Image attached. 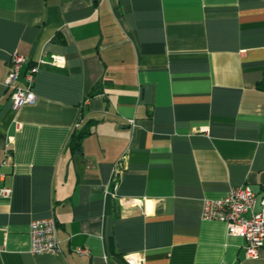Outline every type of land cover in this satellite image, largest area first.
Segmentation results:
<instances>
[{
    "label": "crops",
    "instance_id": "0c3cea01",
    "mask_svg": "<svg viewBox=\"0 0 264 264\" xmlns=\"http://www.w3.org/2000/svg\"><path fill=\"white\" fill-rule=\"evenodd\" d=\"M14 54L22 74L63 59L38 65L17 110ZM3 162L0 264H264V242L247 259L200 216L231 187L264 200V1L0 0ZM47 218L61 254L32 255L29 224Z\"/></svg>",
    "mask_w": 264,
    "mask_h": 264
},
{
    "label": "built area",
    "instance_id": "2783aa9c",
    "mask_svg": "<svg viewBox=\"0 0 264 264\" xmlns=\"http://www.w3.org/2000/svg\"><path fill=\"white\" fill-rule=\"evenodd\" d=\"M46 62L55 65L63 63V59L56 56H51L49 60L41 59L37 65L31 66L22 74L21 71L26 63V58L17 54L10 58L9 72L4 86L10 90L9 99L14 110L36 102L37 98L33 92L35 75L38 71V65ZM20 78L22 79V86L18 85ZM80 123L81 120L77 122V128ZM128 123L132 126L135 125L134 120H129ZM9 152L10 148L6 146L5 155L8 156ZM2 165L4 162L0 164V167ZM3 179L4 176L0 173V196L8 197L11 190L3 185ZM114 187H116V183ZM200 216L203 221L223 223L228 236L245 241V258H258L264 242V200L258 201L256 194L249 185L231 187L223 199L204 200ZM29 238V252L32 255L57 256L61 254L57 238V224L54 218L33 220L29 224ZM73 251L78 256L89 254L87 250L82 248H76ZM125 261L127 264H143V259L137 255L126 256Z\"/></svg>",
    "mask_w": 264,
    "mask_h": 264
},
{
    "label": "trees",
    "instance_id": "16d2710c",
    "mask_svg": "<svg viewBox=\"0 0 264 264\" xmlns=\"http://www.w3.org/2000/svg\"><path fill=\"white\" fill-rule=\"evenodd\" d=\"M87 133L86 129H82L72 134L69 147L73 153L81 152V142Z\"/></svg>",
    "mask_w": 264,
    "mask_h": 264
}]
</instances>
